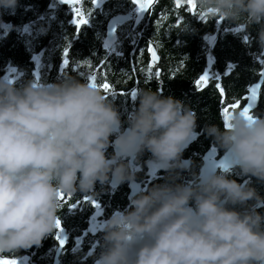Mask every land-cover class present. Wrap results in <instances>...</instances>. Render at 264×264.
Instances as JSON below:
<instances>
[{"label": "clouds", "instance_id": "9594fccd", "mask_svg": "<svg viewBox=\"0 0 264 264\" xmlns=\"http://www.w3.org/2000/svg\"><path fill=\"white\" fill-rule=\"evenodd\" d=\"M196 4L210 19L243 25L247 39L255 27L251 39L264 53V0ZM17 6L0 0V9ZM133 100L138 106L122 121L113 100L88 80L0 77V256L39 247L56 232L61 194H96L98 182L136 183L147 152L145 163L165 173L164 183L139 191L100 223L94 264H264V196L250 180L229 178L238 170L264 183V114L237 109L223 128L206 124L202 132L231 166L197 173L183 158L197 135L196 111L159 87L140 89ZM184 172L192 179L184 182Z\"/></svg>", "mask_w": 264, "mask_h": 264}, {"label": "trees", "instance_id": "16d2710c", "mask_svg": "<svg viewBox=\"0 0 264 264\" xmlns=\"http://www.w3.org/2000/svg\"><path fill=\"white\" fill-rule=\"evenodd\" d=\"M134 6V0H83L72 5H62L57 0H18L14 12L0 9V19L5 24V27L0 24V77L13 69L19 74L15 79L19 84L25 79L37 80V73V81L42 82H54L65 75L90 81L89 77L95 73L100 85H110L109 98L120 111L122 121L138 106V100L131 99L134 89L159 87L164 96L181 99L196 111L198 129L202 130L206 124L223 128L224 105L244 103L250 85L262 73L264 53L251 39L256 36V28L245 39L243 25L230 24L220 18L210 19L209 14L199 10L196 0L192 3L156 0L142 22L135 24L134 20H129L119 25V53H110L104 45L109 19L117 13L131 11ZM73 7L83 14L87 24L78 27L72 22L80 20L81 16H75ZM132 29H143L137 41ZM210 35H216L214 46ZM151 45L161 55L160 61L155 63L162 69L159 76L151 71ZM208 54L213 56L212 69L216 77L204 86H197L195 79L208 65ZM66 58L69 63L65 66ZM217 83L225 94L221 95ZM256 112L264 114V83ZM212 143L203 133L195 147L204 148ZM143 156L150 153L145 152ZM198 166L199 161L195 159L194 170H198ZM234 179L239 182L242 178ZM157 183L164 181L159 178L152 185ZM252 186L264 196V183L255 178ZM43 243L47 247L49 239L45 238ZM24 250L27 249L13 255Z\"/></svg>", "mask_w": 264, "mask_h": 264}, {"label": "flooded vegetation", "instance_id": "af4514ba", "mask_svg": "<svg viewBox=\"0 0 264 264\" xmlns=\"http://www.w3.org/2000/svg\"><path fill=\"white\" fill-rule=\"evenodd\" d=\"M81 1L83 0H78L73 3H68L67 5L80 3ZM155 1L150 6L149 10L146 13H144L141 20L139 21H138V17H139L138 3L135 2V6L131 10L134 12V17L131 18L130 20L132 21L134 20L135 24L142 22L151 11V8L154 5ZM119 25L122 24L117 25L116 38L110 45H107L105 43L107 30L104 36V45L109 50L110 53L113 52L119 53L118 47L120 46V41H121V35L119 33L120 31ZM132 32L134 34V40L137 41L139 37L141 38L143 29H139V30L132 29ZM209 40L211 42V45L215 44L216 35L213 36L210 35ZM153 46L154 45H151L149 48L150 59H151L150 65L153 66L151 68V71L153 70V72L161 73L162 70L161 67L155 66L156 65L155 63L160 61L161 55L154 46L156 51L158 52V58L153 59L152 56ZM212 66H213V56L208 54V65L204 68L203 72L197 76L195 81H197L202 75H204L208 69L211 72V75H209V77L203 83L202 86L208 84V82H210V80L213 77H216L214 73L215 71L214 69H212ZM263 67H264V62L262 69ZM5 73L2 75V77H4ZM91 76H96V74L93 73ZM95 83L100 87V84L96 80ZM100 88L103 89L102 87ZM134 90L136 92L138 91L137 89ZM104 93L106 96L109 97L111 91L108 92L104 91ZM223 94H225V92H223ZM247 95H249V92ZM131 99L133 100L132 97ZM246 101L244 103L228 102L226 105H224L222 109L223 114H224L223 110L225 108H229V112L237 109L240 110L245 105ZM134 102H137V100ZM237 103L239 104V107L237 108L230 107L231 105ZM257 107L254 108L252 112L253 111L256 112ZM124 126L126 127L127 125ZM195 132L198 133V135L186 147L183 153V158L191 159L193 163L194 160L197 159L199 161V166H198V170H194V171L199 173L205 161V156L209 150L211 149L216 150L215 154L212 156V159L220 158L224 153V150L216 148L214 143H212L207 147L205 146L206 148L204 147L197 149V147H195V144L197 143V141H199L202 138L203 132L202 130L198 129V126L195 129ZM114 138L115 135L110 137V139H114ZM112 151L113 149L109 147L107 154L110 155ZM149 158L150 156H147L145 158L144 156H142L140 158L138 162L140 166V170L137 173L136 183L129 184L128 182H125L119 185L106 183L104 185H101L98 182L94 189L96 194H88V193H80V192H77L75 194H63V199L61 200V210L58 213V219L61 221V227L63 229L61 235L62 238H66V242L63 246L60 245L58 239L56 238V233L59 231V229H57L56 232L51 234L49 237H46V240L49 239V243L47 247L44 246V243L42 242V244L39 247L35 246L33 250L27 249L22 251L21 254H17V255L8 254L4 258L8 260H15L17 264H94V258L98 256L99 252L101 251V242H102L103 233L99 229L100 223L103 220L107 219L115 209L123 210L126 206L129 205L131 196L135 195L139 191L145 190L147 187H150L155 180L162 178V180L164 181L165 173L162 170L156 169L155 171H153L152 170L153 168L150 170L147 163H145ZM217 171H219V169ZM182 177L184 182H187L188 180L192 179L189 172H184ZM233 177L234 178L241 177L242 179L239 180L240 183L250 180V183L253 184L255 179L254 177L249 178L247 176L240 175L238 170H233L229 173V178L234 179ZM77 201L79 202L77 203ZM92 201H95L97 204H99V209H97V207H95L92 204ZM70 204H76V206L69 207ZM258 211L261 212V214H264V207L258 208Z\"/></svg>", "mask_w": 264, "mask_h": 264}, {"label": "water", "instance_id": "95a60500", "mask_svg": "<svg viewBox=\"0 0 264 264\" xmlns=\"http://www.w3.org/2000/svg\"><path fill=\"white\" fill-rule=\"evenodd\" d=\"M58 1H59L60 4H66V3L63 2V0H58ZM75 1H78V0H74V2ZM134 1L136 2V0H134ZM154 1L155 0H151V3H146V0H141V3H145L146 4V6L143 8L142 11L139 10L140 9V3H138V10H139L138 21L141 20V18L144 15V13H146L149 10L150 6L153 4ZM133 17H134V12L133 11L120 12V13H117V14L113 15L109 19V21L107 23V36H106V39H105V43L107 45H110L115 40V38H116V27H117L118 24H123V23H125L126 21L130 20ZM152 56H153V59L158 58V52L156 51V49H155L154 46L152 47ZM262 73H264V67L262 69ZM263 83H264V76L260 75L259 79L257 81H255V82H253L250 85V87H249V95H248V97L252 94L251 90L253 88L256 89V92H255L256 98H255V100H248V97H247V101H246L245 105L243 106V107H246L247 105L250 104V109H249L250 110V113L252 112V110L254 108L257 107V105L259 103V100H260V92H261V88H262ZM257 85H259V87H257ZM223 91H224V89H223ZM243 107L240 110H242ZM197 135H198V133H197ZM197 135H195L193 137V139ZM215 151H213V149H211V150H209L207 152V154L205 156V161H204L202 167L205 166V165L208 166V167H210V165L212 163H217L218 164L220 160L229 158V157H227L225 155V153H223L220 158H218V159H212V156L215 154ZM218 169H219V167H217V170Z\"/></svg>", "mask_w": 264, "mask_h": 264}, {"label": "snow or ice", "instance_id": "6c2138e0", "mask_svg": "<svg viewBox=\"0 0 264 264\" xmlns=\"http://www.w3.org/2000/svg\"><path fill=\"white\" fill-rule=\"evenodd\" d=\"M63 2L66 3V4H68V3H73L74 0H63ZM136 2H137V3H140V9H139V10L142 11L143 8L146 6V4H145V3H141V0H136ZM146 3H151V0H146ZM189 3H192V0H189ZM220 19H223V17H220ZM72 22L75 23V24H77L78 27H79V25H81V24H87V23H88V21H87L86 19H83V18L80 19V20H78V21L74 20V21H72ZM245 39H247V37H245ZM64 52H65V56H67V54H68V49L66 48V49L64 50ZM68 63H69V61H68V59L66 58V59L64 60V65H65V66L68 65ZM230 67H231V66H230ZM156 75L159 76L160 73H159V72H156ZM261 75L264 76V73H262ZM95 79H96L95 76H90V77H89V80H90L92 83H94V84H96V83H95ZM37 80H39V74H38V73H37ZM206 80H207V73H205L204 75H202V76L196 81L197 86H202L203 83H204ZM100 87H102L106 92L110 91V85H109L108 83H104V84L100 85ZM216 87H217L218 89H220L221 95H223V88L221 87V85H220L219 83H217ZM257 87H259V85H257ZM251 92H252V94L248 97V100H255V98H256V96H255L256 89L253 88V89L251 90ZM125 94H127V93H125ZM113 95H115V93H113ZM135 95H136V91L133 90V91L131 92V96L134 98ZM230 107H231V108H237V107H239V104H238V103H237V104H233V105H231ZM249 109H250V104L247 105L246 107H243V109H242V114L247 115V116H250V110H249ZM223 111H224V114H225V117H226L227 114L229 113V108H225ZM225 122H227V121H225ZM213 151H215V149H213ZM230 166H231V161H230L229 158H226V159L220 160L218 164H217V163H212V164L210 165L211 168L219 167V168H223V169H225V170H228V169L230 168ZM62 199H63V194H61V200H62ZM78 202H79V201H77V203H78ZM92 204H93L95 207H97V209H99V204H97L95 201H92ZM75 206H76V204H70V205H69V207H75ZM57 229H59V231L56 233V238L58 239L60 245L63 246V245L65 244V242H66V238H62L61 233L63 232V229H62V227H61V221H60L59 219L57 220ZM0 264H17V262H16L15 260H2V259H0Z\"/></svg>", "mask_w": 264, "mask_h": 264}, {"label": "rangeland", "instance_id": "374dc122", "mask_svg": "<svg viewBox=\"0 0 264 264\" xmlns=\"http://www.w3.org/2000/svg\"><path fill=\"white\" fill-rule=\"evenodd\" d=\"M72 10L75 12V16H76V17H78V16L81 15V12L78 11L77 7H73ZM83 17H84V16H83V14H82V15L80 16V19H82ZM2 25H4V27H5V24H2ZM210 61H211V60H210ZM205 73H207V78L209 77V75H211V72L209 71V69H208ZM18 75H19V74H18L17 72H14L12 69H8V70L6 71L4 77L15 79L16 77H18ZM152 170L155 171L156 169L153 168ZM0 259H2V260H8V259L4 258L3 256H0Z\"/></svg>", "mask_w": 264, "mask_h": 264}]
</instances>
